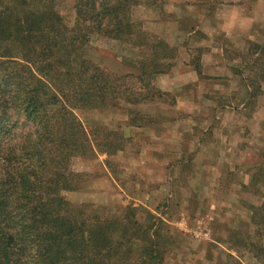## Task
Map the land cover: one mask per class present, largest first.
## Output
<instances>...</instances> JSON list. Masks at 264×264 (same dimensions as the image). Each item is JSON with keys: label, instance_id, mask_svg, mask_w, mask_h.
I'll return each mask as SVG.
<instances>
[{"label": "trees", "instance_id": "obj_1", "mask_svg": "<svg viewBox=\"0 0 264 264\" xmlns=\"http://www.w3.org/2000/svg\"><path fill=\"white\" fill-rule=\"evenodd\" d=\"M157 1L73 0L68 24L57 0H0V264H164L157 240L131 217V206L121 219H102L87 203L72 205L63 195L78 188L75 157L122 148L112 132L88 130L75 110L121 102L128 107L126 125L146 126L152 120L134 118L131 107L175 102L174 95L165 101L168 92L154 83L172 68L174 47L133 16L136 6ZM94 36L136 51L138 58L125 62L135 70L118 74L89 58ZM20 120L31 130L8 143Z\"/></svg>", "mask_w": 264, "mask_h": 264}, {"label": "rangeland", "instance_id": "obj_2", "mask_svg": "<svg viewBox=\"0 0 264 264\" xmlns=\"http://www.w3.org/2000/svg\"><path fill=\"white\" fill-rule=\"evenodd\" d=\"M217 2L202 5L161 0L133 9L134 19L141 21L149 34L174 47L173 66L167 73L196 65L203 76L226 79L229 72L237 75L232 82L224 80L229 82L217 88L219 93H200L207 90L202 86L200 90L197 86L187 89L186 97L207 102L197 107L198 115L158 101L135 105L131 116L142 121V115L147 114L152 124L133 129L126 125L128 107L121 102L104 109L75 110L88 130L100 127L98 136L112 132L122 148L113 153L75 157L71 169L79 174V184L75 190L63 192L65 199L72 205L87 203L89 211L96 210L102 219L119 215L121 219L131 206V217L146 226L157 240L164 264H264V251L259 247L264 244V40L237 43L228 41L224 34L213 35L209 24L200 20L204 13L213 11ZM56 9L66 23H72L73 0H57ZM259 33L264 37V26L259 27ZM86 54L118 74L134 71L125 62L139 56L136 51H128L125 44L105 36L92 37ZM165 74L156 75L154 83L168 92L163 98L170 102L175 94L160 86V76ZM247 84L250 94L246 104L232 114L222 112L227 110L225 105L244 97L243 87ZM133 85L138 87L136 81ZM20 123L8 143L13 144L31 130L30 124L23 120ZM179 130L184 135L176 139L173 136ZM225 137H233V145L222 143ZM148 148H191L192 152L181 156L186 162H180L177 176V155H160V160L154 161L157 155ZM210 148H230L225 151L228 154L235 148L247 152L241 164H235L237 158L231 154L218 156L223 179L214 190L210 185L214 179L210 180V172L204 167L213 158ZM159 168L164 169V175H170V187L165 188L161 185L164 180L156 179L157 173L152 170ZM147 174L154 178L149 179Z\"/></svg>", "mask_w": 264, "mask_h": 264}, {"label": "crops", "instance_id": "obj_3", "mask_svg": "<svg viewBox=\"0 0 264 264\" xmlns=\"http://www.w3.org/2000/svg\"><path fill=\"white\" fill-rule=\"evenodd\" d=\"M185 2L184 4H187V1H193V3H201L204 5L207 2H213L214 0H178ZM219 2L215 3V8L213 7V11L210 13H204L203 18L200 20L203 24H209L211 28L212 34H224L225 38L228 41L233 42H247V41H260L264 40V37L259 33V27L264 26V0H218ZM212 4V3H210ZM202 31L207 33V30L204 28H201ZM211 39L213 38L210 37ZM218 56H222L221 54H218ZM204 61V58H203ZM188 66V65H187ZM178 70V71H177ZM201 70V69H200ZM232 71V70H231ZM203 71L201 70L200 74L197 73L195 68L187 67L184 69H173L171 73H166L163 76H160V83L162 89L168 90L169 92L172 91L175 94V102L171 106H175L176 109H178L181 112H185L191 115H198L200 110H196L197 107H203L206 101L202 103H198L197 101L191 100V98L186 97L189 94L187 93V89L195 88L196 86L203 88H206L207 90L200 91V93L208 92L209 93H216L217 88H220L219 86L225 85V83H228L230 80L232 82V79L237 78V75L234 72H229L227 74L226 79L228 78L227 82H223L226 79H223L220 76H203ZM262 84H264V73L261 79ZM159 83V82H158ZM236 85L232 84L234 87ZM248 88V90H247ZM249 85L243 87L244 90V97L239 99H234L230 105H225V109H221L222 112L228 111V113H234L236 110H239L246 104L247 97L249 96ZM261 88V87H260ZM264 90V86H262ZM224 91H221L220 93H223ZM219 93V90L218 92ZM249 93V94H248ZM185 96V97H184ZM220 116H217L219 118ZM224 119V118H223ZM222 119V120H223ZM226 122H224V125ZM148 126V125H147ZM133 129H139L141 126H130ZM158 129V128H157ZM160 129V128H159ZM154 130V129H153ZM159 130H154V133L157 134ZM158 134H163L162 130L161 133L158 132ZM181 135H184L182 131H178L175 137L178 139L181 137ZM233 137H230L227 139V137L222 140V143H228L230 145H233V143L230 141ZM178 141V140H177ZM153 153L157 155V157L153 158L154 161H159L160 155H177V161L176 164L177 167L175 168L177 170V176H179V170L181 168L180 162H186V160H183L181 156H185L187 153H191V148H148ZM199 149V148H198ZM211 149V148H210ZM230 149V148H227ZM226 148H214L211 150H208L210 154H213V158L211 157V160L209 161V164L205 165V169L210 172L209 178L212 181H208L211 185L212 190L214 188H218L221 179L223 177L221 176V168L219 166V155L227 154L230 155L232 158H237V161H235V164H241L242 161L244 162V159L246 155V151L242 148H235L230 152L229 154L225 151ZM203 152V149L201 150ZM200 151V154L202 152ZM163 161V160H161ZM151 168L150 166H148ZM180 167V168H179ZM152 169V168H151ZM211 169L215 172V175L212 173ZM181 171V170H180ZM153 173H157L156 179L164 180L163 183H161L162 186H165V188L170 187L171 184V177L170 175H164V169H153ZM213 174V175H212ZM149 179H153V174H147L146 175ZM253 177V176H252ZM251 178V177H250ZM174 186V184H173ZM168 193H171V190H168ZM264 202V198H263ZM261 201V204L263 203ZM260 204V205H261ZM251 214V212H250Z\"/></svg>", "mask_w": 264, "mask_h": 264}]
</instances>
